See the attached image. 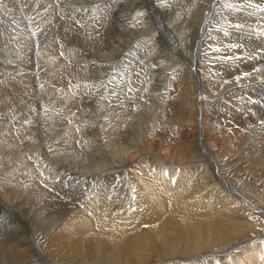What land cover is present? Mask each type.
I'll return each mask as SVG.
<instances>
[{
	"label": "bare ground",
	"instance_id": "obj_1",
	"mask_svg": "<svg viewBox=\"0 0 264 264\" xmlns=\"http://www.w3.org/2000/svg\"><path fill=\"white\" fill-rule=\"evenodd\" d=\"M50 1L24 13L43 7L51 77L0 63V264H264V0L262 23L242 0ZM67 6L116 37L68 35L82 79L44 33Z\"/></svg>",
	"mask_w": 264,
	"mask_h": 264
},
{
	"label": "rangeland",
	"instance_id": "obj_2",
	"mask_svg": "<svg viewBox=\"0 0 264 264\" xmlns=\"http://www.w3.org/2000/svg\"><path fill=\"white\" fill-rule=\"evenodd\" d=\"M54 1L55 0H51L50 2H52V3H54ZM61 1L62 0H59V2H60V5H61ZM81 3H84V4H87V2H90V0H79ZM190 2L188 3V4H192V3H194V1H195V3L197 2V0H189ZM191 1H193L192 3H191ZM250 1H252V0H242V3L241 4H238L237 2L235 3V5H234V7L235 6H238V7H241L242 8V5L245 3V7L244 8H248V9H251V10H253V12H250L251 14H252V19H255V21L256 22H261V17H262V15H259V13L261 12V7H260V4H258V3H256V5H257V7L256 6H254V5H252V4H249V2ZM31 2H32V0H0V5L2 6V8H1V6H0V63L1 62H3V63H1L2 65L4 64V63H7V62H10V61H13L14 59H16V54H17V52H19V51H21V53H23V56H22V58H26V60L28 61V63L29 64H31V70H32V72H33V75L35 76V78H34V80H33V83H32V85H34V86H32V88L33 89H36L37 91H39L38 90V88H39V86L41 85V82H39L38 80L39 79H45V78H50L51 77V75L52 74H50V73H47L46 74V72L44 71V67H43V65H45V63H41V60H44L45 58L44 57H40L39 56V54H38V52L39 51H41V50H47L48 48H49V45L48 44H44L43 46H42V44H41V40H40V34H41V32L39 31L40 29L38 28L37 29V31H36V33H35V31H34V29H33V27L34 26H38L42 21H43V14L45 13L44 11H43V7L42 8H40V6L41 5H38L37 6V4H35V12H33L32 13V15H30V16H28V18H26V13H24V9H25V6H26V4H31ZM63 2V1H62ZM51 3V4H52ZM33 4V3H32ZM39 7V8H38ZM56 7H58V8H60L59 7V5H57ZM68 7L69 6H67V8H65L69 13H70V15H71V17H73V19H75V20H73V22L71 21V20H69V19H65V18H61V17H59V18H57V19H55L54 21H51L50 23H49V25H50V29H47L46 31H44V33H51L52 34V40H51V42H53L54 41V39H57L56 40V43H57V46H56V49H55V52L57 53V57H58V59H61V60H63V64L65 65V68L63 69V70H66L67 69V66L69 65L72 69L74 68L75 70H76V68H77V72H75V75H77V74H80L79 72H80V70H83V71H89L88 70V68H83V67H81L80 65H78L77 64V57H76V55L74 54V52H73V50H70L71 49V47L73 46V44L74 43H76V41H74V40H72L70 37H68V35H70V36H75V37H79L80 39L82 38V37H88L87 39H89V41H90V43H91V47L95 50V51H97V50H99V49H102V48H104V50H106L105 52H107V50H109V45H110V41L108 40V39H111V37H110V31H109V28H108V26L107 25H105L104 26V29H102V21L99 23V24H96L98 21L96 20L95 22H94V24H93V29H94V32H99V31H101V33H102V36H99L98 37V39H96V38H94V37H92L91 36V32H92V27H91V24L89 23L90 21H91V19H88V18H81V19H79V16H77V19H76V16L75 15H73V13L72 12H70V10L68 9ZM79 8V7H78ZM211 8H212V6H211ZM45 9V8H44ZM256 9V10H255ZM14 10V11H13ZM20 11H21V13H20ZM23 12V13H22ZM19 13V14H18ZM127 11H125L124 12V14L125 15H123V16H125L124 17V20H127V18H128V16L126 17V15H127ZM41 15V16H40ZM85 15V14H84ZM257 15V18L255 17ZM3 16V17H2ZM106 16V15H105ZM122 16V17H123ZM135 18H137L138 16H139V14H137V15H133ZM20 17V18H19ZM40 17V18H39ZM113 18H114V14H113V16H112ZM112 17L111 18H109L108 20L109 21H111L112 20ZM126 18V19H125ZM242 18H244V17H242ZM17 19H19V20H17ZM31 19V20H30ZM35 19H37V20H35ZM38 19H39V22H38ZM245 19V18H244ZM5 20V21H4ZM81 20V21H80ZM123 20V21H124ZM33 21H36V22H33ZM67 21V22H66ZM62 23V24H61ZM64 23V24H63ZM76 23V24H75ZM262 23V22H261ZM101 24V25H100ZM128 24V23H127ZM257 24V23H256ZM4 25V26H3ZM33 25V26H32ZM94 25L96 26V27H94ZM52 26H54V27H52ZM259 26V25H258ZM61 27V28H60ZM23 28V29H22ZM27 30H26V29ZM30 28H31V30H30ZM56 28H58V29H56ZM79 28V29H78ZM6 29V30H5ZM18 29H20V30H18ZM76 29V30H75ZM82 29V30H81ZM17 30V31H16ZM99 30V31H98ZM243 30L244 31H251V29H249V28H243ZM16 33H15V32ZM19 31H20V33H19ZM73 31H75V32H73ZM83 31V32H82ZM5 32V33H4ZM18 32V33H17ZM12 33V34H11ZM85 33V34H84ZM107 33V34H106ZM6 34V35H5ZM20 34V35H19ZM106 34V35H105ZM12 35V36H11ZM14 35V36H13ZM16 35H17V37H16ZM26 35V36H25ZM81 35V36H80ZM260 35L262 36V33H260ZM10 36V37H9ZM30 36V37H29ZM37 38H36V37ZM112 36V39L111 40H113V38H115L116 39V37L112 34L111 35ZM235 36V37H234ZM24 37V38H23ZM35 37V38H34ZM62 37H64V38H62ZM228 37H231V38H233L232 40L234 41L235 39H238V37H237V35L235 34V33H233V34H228ZM9 38V39H8ZM66 38H68V39H66ZM6 39V40H5ZM11 39V40H10ZM23 39V40H22ZM27 39H29V40H27ZM250 39H252V38H250ZM250 39H248V40H246V41H248V42H251V40ZM12 40H16L15 42L14 41H12ZM93 40L95 41L94 43H93ZM240 40H242L243 41V43H242V45L246 48V46H247V42L245 41V39H240ZM22 41V42H21ZM103 41H105V44H104V46H102V47H100L101 45H102V42ZM232 41V42H233ZM258 41L259 42H261V39H258ZM40 42V43H39ZM7 43V44H6ZM30 43V44H29ZM63 43H65V44H63ZM93 43V44H92ZM1 45H3V46H1ZM29 45H31L30 47H29ZM46 45V46H45ZM17 46V47H16ZM25 46V47H24ZM27 46V47H26ZM45 46V47H44ZM2 47V48H1ZM20 47H22V48H25V50H27V52L24 50V49H22V48H20ZM32 47H34L33 49H32ZM67 47H69V48H67ZM255 47H260L261 48V45L260 44H258V45H255ZM29 48V49H28ZM45 48V49H44ZM107 48V49H106ZM10 49V50H9ZM14 49H16L15 51H14ZM22 49V50H21ZM66 49L68 50V52L66 51ZM39 50V51H38ZM70 50V51H69ZM63 51H65L66 52V54L65 53H63ZM72 51V52H71ZM69 53H72V54H69ZM10 54V55H9ZM74 54V55H73ZM32 55L34 56V57H32ZM37 56V57H36ZM12 57V58H11ZM28 57V58H27ZM31 59H30V58ZM48 57H50V56H48ZM76 57V58H75ZM18 58V57H17ZM34 58V59H33ZM40 58V59H39ZM9 61H8V60ZM259 59H262V58H259ZM31 60V61H30ZM33 60V61H32ZM46 60L48 61L49 59H47L46 58ZM46 60H44V62L46 61ZM75 60V61H74ZM38 61H40V62H38ZM72 61V62H71ZM35 62H37L36 64H35ZM74 62V63H73ZM167 62H171V61H167ZM166 62V63H167ZM174 62V61H173ZM158 63H161V64H155V63H153V64H148V69H150L151 70V73H153V71H154V69L156 68V67H158V68H160V66L164 63V61H163V59H159L158 60ZM165 63V64H166ZM164 65V64H163ZM34 66V67H33ZM36 66V67H35ZM79 67V68H78ZM173 66H171V68H172ZM131 68V67H130ZM85 69V70H84ZM102 70H103V67L101 68ZM70 71H67V72H70V74H73V71L71 70V69H69ZM116 70V69H115ZM115 70H114V72H115ZM58 71H60V70H58ZM40 72V73H39ZM45 73V74H44ZM10 73L8 72V75H9ZM54 74V73H53ZM38 76V77H37ZM79 75H77V78L78 79H82L80 76V78L78 77ZM37 79V80H36ZM12 81V80H11ZM35 82H36V84H35ZM262 82V84L264 83V79H261L260 80V82L259 83H261ZM262 92H263V94H262ZM261 92V89H259V91L257 92V94H255V95H257L258 96V98H259V103H257V104H259V105H261V106H264L263 104H264V91H262ZM261 96V97H260ZM258 98H256V99H258ZM16 102H19V101H16ZM15 106H16V104H15ZM11 109H13V108H11ZM15 109V108H14ZM13 109V110H14ZM83 110H85V109H83ZM12 114V116L11 115H9L7 118L9 119V121H10V124L8 123L7 124V126L9 127H12L11 126V123L13 122V119H14V117H15V115L13 114V113H11ZM13 118V119H11V117ZM66 118H64V120H65ZM10 130V133L12 134V136L14 135V133H15V131L14 130H12V129H9ZM16 131H18V129H16ZM11 134H10V136H11ZM12 139V138H11ZM13 140V139H12ZM80 140H84V138L83 139H80ZM79 141V140H78ZM99 143V142H98ZM177 143V144H176ZM179 141L178 140H174L172 143H168L169 144V146H168V144L167 145H164L163 147H162V149H163V153H168V154H173V152H174V154H176L178 151H179V147H177V146H179ZM100 144V143H99ZM176 144V145H175ZM115 145V144H114ZM173 145H174V147H173ZM82 146H84V144L82 145ZM106 147H110V143L109 142H104V144L103 145H101V148H102V150H104L105 151V153H113L114 152V149H113V147H110L111 149L110 150H107V152H106V150H105V148ZM161 149V150H162ZM89 153L88 155L87 154H84L85 156H88V157H93V155H92V153L89 151V150H87V151H85L84 153ZM100 152H101V150H100ZM107 155H109V154H107ZM129 156H132V153H131V155L129 154ZM94 158V157H93ZM147 173V172H146ZM57 182H60V183H63V184H66V181H65V179L64 180H60V178L57 180ZM68 182V181H67ZM109 187H111V186H109ZM108 187V188H109ZM128 194H129V192H128V188H126L125 187V193L122 195V197L120 198V200H123V202L124 203H126V197L128 196ZM82 195H86L85 193H83V194H81V196ZM80 196V197H81ZM126 196V197H125ZM0 214H1V212H0ZM3 225V226H2ZM1 226L2 227H0V230H1V234L3 235V237H9V235H10V230L8 229V231H7V227L4 225V224H2ZM6 227V228H5ZM3 229V230H2ZM4 231H5V233H4Z\"/></svg>",
	"mask_w": 264,
	"mask_h": 264
}]
</instances>
